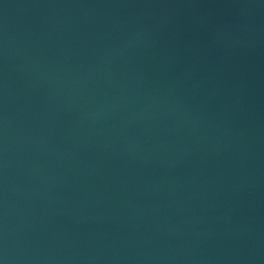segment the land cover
<instances>
[{"label": "water", "instance_id": "water-1", "mask_svg": "<svg viewBox=\"0 0 264 264\" xmlns=\"http://www.w3.org/2000/svg\"><path fill=\"white\" fill-rule=\"evenodd\" d=\"M0 264H264V0H0Z\"/></svg>", "mask_w": 264, "mask_h": 264}]
</instances>
